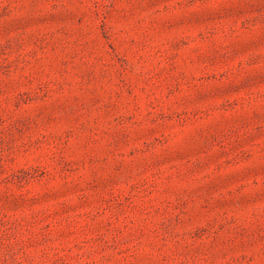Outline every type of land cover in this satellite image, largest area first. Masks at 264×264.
<instances>
[{"label": "rangeland", "instance_id": "374dc122", "mask_svg": "<svg viewBox=\"0 0 264 264\" xmlns=\"http://www.w3.org/2000/svg\"><path fill=\"white\" fill-rule=\"evenodd\" d=\"M0 264H264V0H0Z\"/></svg>", "mask_w": 264, "mask_h": 264}]
</instances>
